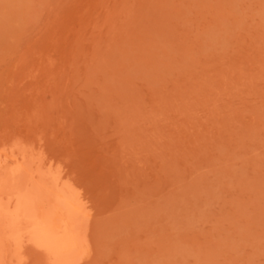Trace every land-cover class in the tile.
Returning a JSON list of instances; mask_svg holds the SVG:
<instances>
[{"label":"rangeland","instance_id":"1","mask_svg":"<svg viewBox=\"0 0 264 264\" xmlns=\"http://www.w3.org/2000/svg\"><path fill=\"white\" fill-rule=\"evenodd\" d=\"M15 144L89 195V264H264V0H0Z\"/></svg>","mask_w":264,"mask_h":264},{"label":"bare ground","instance_id":"2","mask_svg":"<svg viewBox=\"0 0 264 264\" xmlns=\"http://www.w3.org/2000/svg\"><path fill=\"white\" fill-rule=\"evenodd\" d=\"M51 160L17 144L0 148V264H28L29 251L39 263L89 264L92 201Z\"/></svg>","mask_w":264,"mask_h":264}]
</instances>
